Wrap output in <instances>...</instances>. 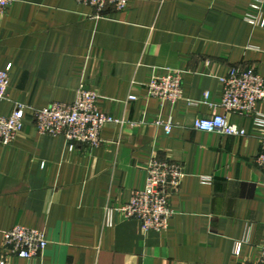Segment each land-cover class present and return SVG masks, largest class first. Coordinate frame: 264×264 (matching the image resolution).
Masks as SVG:
<instances>
[{
  "label": "crops",
  "instance_id": "1",
  "mask_svg": "<svg viewBox=\"0 0 264 264\" xmlns=\"http://www.w3.org/2000/svg\"><path fill=\"white\" fill-rule=\"evenodd\" d=\"M248 1L128 0L99 17L76 0L12 2L0 16V68L12 65L0 114L22 105L24 128L0 144V248L17 224L43 231L48 244L36 258L9 256V264L259 262L264 170L253 159L264 152V128L234 113L228 120L245 136L192 126L222 112L220 78L230 69L264 76V29L243 20ZM175 71L184 99L147 95L152 76ZM80 85L119 122L103 127L98 147L69 151L62 136L36 131L33 112L71 103ZM258 108L264 114V103ZM157 121H170V132ZM153 158L184 172L169 194L167 228L144 231L119 215L104 226L105 207L144 186Z\"/></svg>",
  "mask_w": 264,
  "mask_h": 264
},
{
  "label": "built area",
  "instance_id": "2",
  "mask_svg": "<svg viewBox=\"0 0 264 264\" xmlns=\"http://www.w3.org/2000/svg\"><path fill=\"white\" fill-rule=\"evenodd\" d=\"M13 1L0 0V16ZM76 1L91 6L97 17L103 16L108 7L120 11L128 4V0ZM243 20L264 29V0H249ZM11 66V63H8L0 68V100L5 99L7 95ZM220 81L222 98L218 106L222 112L195 118L192 123L193 128L221 136H245V129L231 123L227 113L250 117L255 127L264 128V114L258 108L260 103H264V76L252 69L232 68L227 75L220 78ZM147 95L158 99L161 103L174 104L184 99L180 73L175 71L152 76L147 83ZM97 101L96 91L80 85L71 103L53 102L47 107L36 109L33 112L34 127L39 134L62 136L69 151L77 145L96 148L101 143L103 127L108 123L119 122L101 111ZM157 124L162 125L166 133L172 128L170 121H157ZM23 128L22 105H17L7 115L0 114V144L12 143ZM253 160L264 170L263 151L257 153ZM183 177L184 172L179 164L168 160L151 159L146 166L144 186L133 190L127 203L105 207L104 226L112 227L115 217L119 215L123 219H137L144 231L166 229L174 213L169 206V194L180 185ZM201 180L204 183L211 182V178L207 176L201 177ZM47 244L48 240L43 231L17 224L3 233L0 264H9V256L23 259L36 258L44 251ZM243 264H264V243L260 247L259 262Z\"/></svg>",
  "mask_w": 264,
  "mask_h": 264
}]
</instances>
